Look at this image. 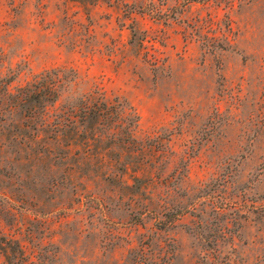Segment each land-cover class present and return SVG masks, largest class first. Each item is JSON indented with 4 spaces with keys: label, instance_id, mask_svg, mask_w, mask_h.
I'll return each mask as SVG.
<instances>
[{
    "label": "rangeland",
    "instance_id": "obj_1",
    "mask_svg": "<svg viewBox=\"0 0 264 264\" xmlns=\"http://www.w3.org/2000/svg\"><path fill=\"white\" fill-rule=\"evenodd\" d=\"M53 70L144 149L0 111V264H264V0H0V81Z\"/></svg>",
    "mask_w": 264,
    "mask_h": 264
},
{
    "label": "trees",
    "instance_id": "obj_2",
    "mask_svg": "<svg viewBox=\"0 0 264 264\" xmlns=\"http://www.w3.org/2000/svg\"><path fill=\"white\" fill-rule=\"evenodd\" d=\"M11 82L0 81V111L19 112L26 118V127L51 128L50 138L53 141L65 138L71 146L87 145L90 151V143L103 137L115 145L125 146L130 153H139L144 149L136 137L139 114L127 100H109L103 92L96 90L55 108L54 113H51L64 86V78L59 72L53 70L36 75L15 92L10 89ZM22 140L24 135L21 136ZM132 163L135 162H125L120 169H124L126 173ZM143 169L145 171L149 168L144 166ZM150 169L147 170L149 178L153 177ZM189 208L184 207L182 212Z\"/></svg>",
    "mask_w": 264,
    "mask_h": 264
}]
</instances>
